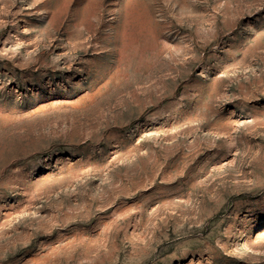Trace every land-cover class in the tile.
<instances>
[{"label":"rangeland","instance_id":"374dc122","mask_svg":"<svg viewBox=\"0 0 264 264\" xmlns=\"http://www.w3.org/2000/svg\"><path fill=\"white\" fill-rule=\"evenodd\" d=\"M0 264H264V0H0Z\"/></svg>","mask_w":264,"mask_h":264}]
</instances>
